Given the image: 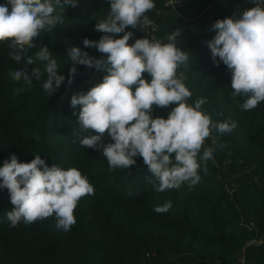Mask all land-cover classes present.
<instances>
[{"label":"trees","instance_id":"1","mask_svg":"<svg viewBox=\"0 0 264 264\" xmlns=\"http://www.w3.org/2000/svg\"><path fill=\"white\" fill-rule=\"evenodd\" d=\"M225 1L184 0L183 13L194 22L191 25L167 11L166 0H155L154 9L146 13L164 42L167 34L180 30L178 46L189 61L179 70L192 92L191 102L205 98L202 108L213 121L236 124L231 132L213 130L205 138L201 153L203 147L215 150L206 172H198V183L185 182L164 192L154 190L142 157L129 169L110 171L101 152L79 143L78 136L86 133L78 124L80 106L71 107V97L101 83L106 68L77 65L72 84L65 82L47 96L42 81L33 79L25 85L22 79L12 78L19 62L8 55L10 42L0 41V166L13 154L25 163L40 155L49 166L77 168L94 188L93 194L79 199L73 213L76 223L68 231L56 228L54 214L10 227L6 213L13 205L8 190H0V264H240L242 256L245 264H264V101L252 110L240 109L245 98L231 96V73L222 62L213 63L206 44L215 31L203 24L211 10L217 12L215 22L254 5L249 0ZM108 11L105 0H80L77 7L66 9L61 24L35 38L36 48L22 50L20 66L33 56L28 70L42 69L34 53L44 44L58 60L62 70L58 74L67 81L72 66L66 56L69 46L97 58L102 55L95 48H85L82 39L98 41L104 35L94 27ZM127 30L133 32L129 45L147 37L144 29ZM142 76L150 79L147 73ZM174 106L154 105L153 116L167 118ZM103 142H112L107 130ZM168 201L167 212L154 211ZM250 240L260 244L246 247Z\"/></svg>","mask_w":264,"mask_h":264},{"label":"clouds","instance_id":"2","mask_svg":"<svg viewBox=\"0 0 264 264\" xmlns=\"http://www.w3.org/2000/svg\"><path fill=\"white\" fill-rule=\"evenodd\" d=\"M79 2L4 0L0 4V41L10 42L8 55L19 62L12 78L22 79L25 85H31L33 79L42 81L43 92L51 96L65 82L72 84L78 74L77 65L106 68L101 83L86 94L71 97L70 106H80L78 124L86 133L78 136L80 145L101 152L110 171L129 169L136 165L137 157H142L156 192L177 189L185 182L195 185L201 179L198 172H206L215 150L203 147L201 153L205 138L213 130L219 134L231 132L236 124L213 121L202 108L205 98L188 102L192 92L178 69L187 65L189 56L178 46L179 29L167 34L166 42L144 36L129 45L133 32L127 29L137 30L151 23L146 13L154 9L155 0H105L108 14L94 27L95 32L104 35L98 41L82 39L85 48H95L102 55L97 58L80 47L69 46L66 56L72 66L67 81L65 75L58 74L62 72L58 60L44 44L34 53L42 69L28 70V65L34 63L33 56L20 66L23 51L36 48L35 38L61 24L66 9L77 7ZM249 2L254 6L240 15L216 20L210 29L215 35L206 42L213 63L219 66L222 62L231 73V96L245 98L239 105L244 111L264 101V0ZM121 33L122 37L117 38ZM144 73L150 79H145ZM154 105L175 106L164 118L153 116ZM106 130L111 143L103 142ZM3 189L8 190L13 205L6 213L10 227L54 214L56 228L64 231L76 223L73 213L79 199L94 192L88 177L75 167L49 166L40 155L30 162H18L15 154L0 166ZM170 207L168 201L154 211L167 212Z\"/></svg>","mask_w":264,"mask_h":264},{"label":"built area","instance_id":"3","mask_svg":"<svg viewBox=\"0 0 264 264\" xmlns=\"http://www.w3.org/2000/svg\"><path fill=\"white\" fill-rule=\"evenodd\" d=\"M165 8L167 11H170L173 15H175L183 24L191 25L194 23L183 13L184 0H166ZM157 30L158 27L156 25H150V34L152 35L151 39L155 38Z\"/></svg>","mask_w":264,"mask_h":264},{"label":"rangeland","instance_id":"4","mask_svg":"<svg viewBox=\"0 0 264 264\" xmlns=\"http://www.w3.org/2000/svg\"><path fill=\"white\" fill-rule=\"evenodd\" d=\"M230 1H228V0H226L223 4H225V3H229ZM217 15V12L215 11V10H211L210 12H208V17H210V19L211 18H213V20H214V17ZM207 17V18H208ZM198 19H201V17L200 18H198ZM151 21V23L150 24H148V25H141V26H138V28L139 29H144V31H146V35H147V38H149V39H151L152 38V35L150 34V25L151 24H153L154 25V22L152 21V20H150ZM199 21V20H198ZM155 39H160L158 36H155ZM161 40V39H160ZM179 73H182L179 69H178V74ZM189 103H192L191 102V100L189 99V101H188ZM227 181H228V179H227ZM235 185H237V184H235ZM237 187V186H236ZM250 226L251 225H253V224H249ZM248 225V226H249ZM257 244H260L258 241H253V240H250V241H248L247 243H246V247H252V246H254V245H257ZM151 255H148V258H151L150 257ZM240 264H245V256H242V258H241V260H240Z\"/></svg>","mask_w":264,"mask_h":264},{"label":"crops","instance_id":"5","mask_svg":"<svg viewBox=\"0 0 264 264\" xmlns=\"http://www.w3.org/2000/svg\"><path fill=\"white\" fill-rule=\"evenodd\" d=\"M214 23V20H213V18H211L210 19V17H208V18H206L205 20H204V22H203V24H206V25H212Z\"/></svg>","mask_w":264,"mask_h":264}]
</instances>
